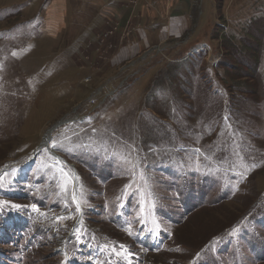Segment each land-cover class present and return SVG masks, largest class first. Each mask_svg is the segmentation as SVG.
Instances as JSON below:
<instances>
[{"label":"rangeland","instance_id":"obj_1","mask_svg":"<svg viewBox=\"0 0 264 264\" xmlns=\"http://www.w3.org/2000/svg\"><path fill=\"white\" fill-rule=\"evenodd\" d=\"M200 1L135 54L137 0L93 40L0 0V264H264V0Z\"/></svg>","mask_w":264,"mask_h":264},{"label":"crops","instance_id":"obj_2","mask_svg":"<svg viewBox=\"0 0 264 264\" xmlns=\"http://www.w3.org/2000/svg\"><path fill=\"white\" fill-rule=\"evenodd\" d=\"M130 0H49L47 5L48 24L60 31L66 23L67 29L81 30L84 36L92 40L105 26L104 22L111 18L120 22L125 10H131ZM134 9L141 15V27L134 36L135 54L143 46L168 38L183 37L197 23L200 15V0H137ZM172 6L169 22L165 26L163 20L165 4ZM194 3L195 4L194 6ZM203 5V2H202ZM211 8V7H210ZM194 9L196 10L194 13ZM162 14V16H161ZM202 15V13H201ZM113 22V21H112ZM113 24V23H112ZM170 46L169 49L172 48ZM214 51V50H213ZM212 52V51H211ZM133 55V53H131Z\"/></svg>","mask_w":264,"mask_h":264},{"label":"built area","instance_id":"obj_3","mask_svg":"<svg viewBox=\"0 0 264 264\" xmlns=\"http://www.w3.org/2000/svg\"><path fill=\"white\" fill-rule=\"evenodd\" d=\"M146 52H148L149 54L152 53V52L158 53L159 52V49L156 46H153V47L150 48V50H148ZM111 92H109V93H111ZM91 97H94V94H90V96H89L88 99H90ZM88 116H89V113H87V114H76L72 118H70V117H63V119H60L57 124L60 125V124H63V123L76 122V121H79L80 122L82 120H85Z\"/></svg>","mask_w":264,"mask_h":264},{"label":"snow or ice","instance_id":"obj_4","mask_svg":"<svg viewBox=\"0 0 264 264\" xmlns=\"http://www.w3.org/2000/svg\"><path fill=\"white\" fill-rule=\"evenodd\" d=\"M53 146H55V144ZM14 207H20V206L19 205H14ZM33 207H35V206H33ZM77 211H79V207H77ZM58 219H63V218H58ZM129 255H131V253H129Z\"/></svg>","mask_w":264,"mask_h":264}]
</instances>
